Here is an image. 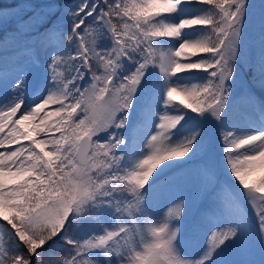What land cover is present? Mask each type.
<instances>
[{
	"label": "snow or ice",
	"instance_id": "snow-or-ice-1",
	"mask_svg": "<svg viewBox=\"0 0 264 264\" xmlns=\"http://www.w3.org/2000/svg\"><path fill=\"white\" fill-rule=\"evenodd\" d=\"M30 5L0 61V264H264V0Z\"/></svg>",
	"mask_w": 264,
	"mask_h": 264
},
{
	"label": "rangeland",
	"instance_id": "rangeland-1",
	"mask_svg": "<svg viewBox=\"0 0 264 264\" xmlns=\"http://www.w3.org/2000/svg\"><path fill=\"white\" fill-rule=\"evenodd\" d=\"M41 0H0V5L8 6L3 9L4 12H7L8 15L4 16L2 13H0V61L4 59L3 52L5 49L8 50L9 56L7 59L9 60V65L11 66V61L13 58V55L15 53V49H17L18 45L16 41L14 40V29L17 27V16L16 13L21 12V8H23V12L21 14H26L28 12H31V5L39 3ZM68 3H77L79 0H67ZM251 2L255 5H259L261 0H251ZM15 5H20L21 7H15ZM247 38L249 40L250 44H254L258 40V9L255 10V15L253 16L249 26L246 28ZM43 55V53H41ZM0 68H2V64H0ZM34 76L42 75L43 74V66L42 65H36V67L33 69ZM4 72L0 70V81L4 79ZM3 85L0 83V89H2ZM261 94L259 91H257V97H259ZM237 104L239 105L241 111H247L249 110V105L246 100H239L237 101ZM27 143V142H25ZM15 147V146H14ZM216 158L219 160L220 152L219 147L217 146L216 149ZM184 191L186 193H191L193 191V185L191 182L183 183L178 186H173L172 188L167 189L164 193H158L154 197V203L153 208L154 211L158 215H162L166 210L167 207L170 206L169 201L173 195L176 193ZM2 223V222H0ZM185 251L189 254L192 253L191 248H186ZM239 257L234 254H229L225 259L233 260L238 259ZM254 259H258V253L253 257Z\"/></svg>",
	"mask_w": 264,
	"mask_h": 264
}]
</instances>
